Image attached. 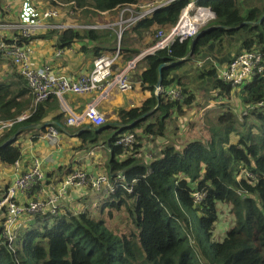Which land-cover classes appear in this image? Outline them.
Here are the masks:
<instances>
[{"label": "trees", "instance_id": "16d2710c", "mask_svg": "<svg viewBox=\"0 0 264 264\" xmlns=\"http://www.w3.org/2000/svg\"><path fill=\"white\" fill-rule=\"evenodd\" d=\"M59 1L75 2L83 8L81 16L91 23L98 18L92 9L112 11L144 0ZM244 2L249 6L246 0H200L199 5L209 8L215 20L200 31L194 48L193 39L176 41L169 49L144 58L146 69L138 85L152 96L139 108L120 110V122L109 123L101 131L85 126L87 131L80 134L96 143L107 130H114L106 142L111 148L107 176L112 189L95 194L88 187L92 194L81 200H86L85 208L78 213L72 209L57 216L33 217L11 246L0 241V264H264V111L239 116L232 109L224 110L211 127L209 139L180 147L165 144L151 156L142 142L144 138L152 142L163 138L172 115L185 116L194 102V95L183 89L181 100L174 101L166 93L156 97L161 65H166L162 72L165 89L178 88L176 73L205 50L214 51L225 38H236L240 43L237 56L256 51L264 58V21L260 23L264 0L252 3L245 13ZM187 4L188 0H181L159 9L125 36L155 35L148 44L152 47L158 31L169 32ZM52 36L57 37L60 50L77 42H97L96 58L102 51L113 50L117 40L112 31L67 30L19 38L18 44L26 47L33 39ZM125 36L122 56L124 50L132 54L130 58L138 55L139 50L126 45ZM11 66L12 74L0 81V123L16 120L33 105L25 78ZM208 73L216 98L235 95L229 84L216 77L215 68ZM239 92L245 107L263 100L264 75L256 76ZM47 108L45 101L28 120L0 131V162L12 166L20 161L21 148L14 145L31 127L46 130L45 124L51 122L61 132L64 114L47 120ZM127 134L135 136L134 145H116ZM232 134L237 138L234 142ZM122 155L125 159L118 161ZM195 192L203 194L202 202H195ZM220 204L229 205L234 217L222 240L215 236ZM118 216L122 219L120 228L112 226Z\"/></svg>", "mask_w": 264, "mask_h": 264}, {"label": "built area", "instance_id": "2783aa9c", "mask_svg": "<svg viewBox=\"0 0 264 264\" xmlns=\"http://www.w3.org/2000/svg\"><path fill=\"white\" fill-rule=\"evenodd\" d=\"M41 0H22L18 16L14 21L0 22V53L10 58L12 64L21 74L33 96L32 110L20 116L14 121L1 122L0 131L9 129L14 125L28 120L36 111L39 104L47 101L50 97L63 99L66 94L84 96L98 93L92 99L81 114H75L67 106L64 114L69 116L61 130L65 134L71 133L74 128L91 126L95 129L106 124V117L99 111L100 102L108 98L115 90L129 91L133 89L134 82L131 80L132 73L145 57L154 55L156 52L169 49L174 42L183 43L194 39L200 31L215 20V14L206 7L199 5L200 0H188L186 8L181 12L178 23L169 32L159 30L155 44L128 61L124 68L115 69L122 59L121 42L129 30L139 22L151 18L159 9L167 7L181 0H144L134 4H125L112 11L101 12L92 9L98 18H104L106 23L93 21L86 24L74 22V17L82 14L83 8L75 2L65 3L59 0H48L52 7H43ZM66 14V20L62 17ZM71 19L72 21L68 20ZM111 21V22H110ZM67 30L84 31H112L117 38L118 45L112 54L101 55L93 62V69L71 80L65 76L54 75L48 67H33L31 55L25 46L18 44L19 38L30 39L35 35H44L51 32H63ZM11 33V42L4 39L5 34ZM201 62L198 63L200 67ZM264 75V58L256 51L244 52L234 57L229 63L219 68V78L232 88L233 95L242 87L252 81L256 76ZM156 94L166 93L172 100L182 99V91L179 88H155ZM264 111V99L251 103L239 114H247L252 111ZM43 138L54 147L59 143V130L48 122ZM135 142L134 135L121 137L116 145L132 146ZM15 163V165H17ZM45 171L41 158L33 160L31 166L11 184L0 196V216L3 218V227L0 231V241L4 240L7 246H11L17 237L13 230L17 219L21 215L57 216L64 206L67 194L73 189H85L90 187L95 194L104 193L112 189L111 182L105 174L89 175L85 171H75L68 175L60 184L56 194L46 199H36L26 205L17 204L15 198L19 193H26L45 181ZM122 178V174L118 173ZM194 200L202 202L203 194L194 193Z\"/></svg>", "mask_w": 264, "mask_h": 264}, {"label": "crops", "instance_id": "0c3cea01", "mask_svg": "<svg viewBox=\"0 0 264 264\" xmlns=\"http://www.w3.org/2000/svg\"><path fill=\"white\" fill-rule=\"evenodd\" d=\"M21 1L22 0H0V21H14L20 11ZM39 3L43 7H52L48 0H41ZM62 19L66 20V14L62 17ZM68 20L72 21L69 18ZM87 20L89 19L85 18V16L74 18V22H78V24H86L88 23ZM147 34L148 33H145V35L144 33L142 35H137L132 33L130 34V37L127 34L125 43L126 45L130 44L131 46H134L129 41V39L133 37L138 39L140 42H143L141 45H148L152 42V37ZM12 39L13 37L11 36H8L7 38L8 42H11ZM97 46V42L84 41L75 43L70 49L60 50L57 48V37L52 36L46 39H33L29 42L26 48L30 52L33 67L36 68L46 66L52 74L65 76L74 80L82 74L89 73L93 69V62L96 58L94 49ZM139 48L140 46H134L136 51L139 50ZM113 50L102 51L101 55H110ZM141 52L142 51L139 50V53ZM131 55L132 54L125 52L124 50V57L122 56V59L115 66V69L124 68L129 60L137 56L133 55L130 58ZM232 55L234 56V54ZM222 61L223 60H220L219 62H215L213 64L216 70L221 67V64H224ZM198 62L200 63V61H197L196 64H198ZM2 63H7L10 68L12 67L10 66L11 60L7 56L2 55L0 57V64ZM187 64H185L180 70L185 71V66ZM145 69L146 63L141 61L138 64L137 69L132 73L131 80L135 82L132 90L120 91L115 89L108 98L100 102L98 109L106 117V124L103 126L104 128H106L105 126L109 123L120 122L118 115L120 110L139 108L152 96V93L149 90H144L140 85H138V82H140L139 77ZM3 80L4 76L2 72H0V81ZM97 96L98 93H91L84 96L66 94L63 96V99L53 96L46 101V104L48 105L46 118L48 120L62 114L65 106H67V108L73 113L81 114L85 110L87 104ZM234 101L237 100L234 99ZM225 104L226 102L221 103V105ZM242 104L245 107L244 102H242ZM227 109L232 108L226 106V110ZM232 110L239 112L237 109ZM68 117L67 113L64 114V124L67 122L65 118L68 119ZM177 118L178 116L172 115L170 120L175 122L177 121ZM169 121L168 123H170ZM174 127L176 129L177 125L174 124ZM86 129L87 128L85 126L79 128L75 127L69 134H65L61 130V132H59V143L54 147L50 146L48 141L43 138L46 130H42L39 126L31 127L21 133L19 139L14 145L20 146L21 148V159L18 164L7 166L0 162V196L4 194L8 187L11 186L20 174L25 172L31 166L33 160L36 158H41L43 161V168L46 174L45 181L26 193H19L15 198L17 204L26 205L28 202L39 198H49L57 193L60 184L65 180V178L75 171H85L89 175L93 176L101 173V171L98 170H100L104 164L105 166H108V162L111 157V148L106 141L101 145V147H99V149L96 150L95 147H98V145H94L88 138H81L80 134L83 131H95L97 129L93 127L91 128V126L87 130ZM107 131L111 132L110 137L114 133V130L111 129ZM168 134H170V132ZM189 137H191V135H189L188 138ZM181 138L178 136L176 140ZM182 141L185 144L188 143V140H185V136ZM148 146H150V144L145 146V150L150 156L154 152L159 151V148H161V146L159 147L156 145L150 146L148 149ZM176 146L180 147L182 145L180 143ZM125 157L126 155H122V160H124ZM90 194L92 193L89 188L71 190L70 196H67V203L65 204L66 209L64 206L60 209L61 214L72 210V205H74L77 200L80 201L87 199L90 197ZM32 219L33 217L29 215L19 216L13 230L16 232L23 230L30 222H32ZM2 225L3 218L0 216V231L2 230Z\"/></svg>", "mask_w": 264, "mask_h": 264}, {"label": "rangeland", "instance_id": "374dc122", "mask_svg": "<svg viewBox=\"0 0 264 264\" xmlns=\"http://www.w3.org/2000/svg\"><path fill=\"white\" fill-rule=\"evenodd\" d=\"M246 1L248 2L249 6H252V3H255L256 1H260V0H246ZM249 6H247L245 2L243 3L242 9L244 13L247 11ZM74 18H78V17H74ZM94 19L95 21L101 19L99 20V23H106L104 21L106 19L104 18L103 19L94 18ZM147 35L152 37V40L155 38V35H150V34ZM8 36L13 37L11 33H8L5 34L4 39L6 40ZM128 36L130 37V34H128ZM129 41L134 46H140L139 50L142 52L146 51L147 48L149 49L151 47V45L150 46L141 45L143 44V42H140L138 39H135L133 37L130 38ZM117 45L118 42L116 40L115 47ZM121 47L124 48V38L121 42ZM239 48H240V43L236 40V38L235 39L225 38L222 44L220 46L218 45L214 51L208 52L205 50L203 54L196 57L195 61L193 62L189 61V63L185 66L186 67L185 71L179 70L178 74L176 75L177 78H180V80L179 83L176 81L175 85H178L179 86L178 88L180 90L182 89L183 91L187 90L188 92H191L194 95V102L192 103V107L186 111L185 116L177 118V121H175L177 123L173 122L172 120L169 121L170 123H168L167 126V134H165L163 138L157 139L154 142L147 141L148 139L144 138L142 140L144 146H146L147 144H150V146L158 145L159 147L161 146V148L163 149L165 146L170 144L179 145L181 143V145H185V143H183L182 141L184 136H185V140H188V142L196 141V140L205 141L210 137L211 127L216 122L217 116L223 113L224 110H226V106H229L232 109H237L239 112H235L233 110L237 115L241 114L245 110V107L242 104L243 98L241 92H238L229 99L225 98L224 100H222L221 98H216V92L212 86V81L210 79V76L208 75L209 74L208 72L214 69L213 64L215 62H219L220 60H223L222 62L224 63L228 62L235 55L237 56V53L239 52ZM232 54H234V56ZM197 61L201 62L202 64L201 67H199L198 64H196ZM11 65L12 62L10 66ZM0 72H2L4 76V80L9 78V76L12 74V71L10 70V67L7 65V63L0 64ZM215 75L217 78H219V69H217V73ZM234 99H236L237 101H234ZM222 102H226V104L223 105V108L221 107ZM174 124L177 125L176 129L174 127ZM169 132L170 134H168ZM140 133L141 131L138 132V135H140ZM110 135L111 132L109 131H106L104 134H102L100 136L99 141L93 143L94 145H98V147L96 146L95 149L96 150L99 149V147H101V145L108 140ZM189 135H191V137L188 138ZM178 136L182 138L176 140ZM231 140L233 141L236 140V136L234 134L231 135ZM150 146H148V149L150 148ZM117 160L122 161L121 156H118ZM98 171H101L102 174H105L107 176L108 168L104 164L103 167ZM70 194L71 191H69L67 195L70 196ZM85 203L86 200L84 202L81 200L80 201L77 200L76 203L72 205L73 206L72 211H76L75 213L80 212L83 208H85L84 205ZM218 209H219V221L216 226L215 236L218 240H222L223 237H225L227 231L233 226L234 217L232 214L231 207L229 205L220 204ZM112 226L116 228L122 227V219L120 218V216L116 218V220L112 223Z\"/></svg>", "mask_w": 264, "mask_h": 264}, {"label": "water", "instance_id": "95a60500", "mask_svg": "<svg viewBox=\"0 0 264 264\" xmlns=\"http://www.w3.org/2000/svg\"><path fill=\"white\" fill-rule=\"evenodd\" d=\"M263 21H264V15L262 16V18H261V20H260V23H263ZM196 38V37H195ZM195 38L193 39V43H192V49L194 48V46H195ZM191 54H192V51L190 52ZM190 54V55H191ZM166 65H161L160 67H159V78H158V82H157V85H156V87L157 88H159V87H161L162 86V80H163V75H162V72H163V69H164V67H165ZM155 95H156V97H159V94H156L155 93ZM47 125H49L48 123H46L45 124V127L47 126ZM104 129V127H101V128H98L97 130L98 131H101V130H103ZM11 142V140H9L6 144H8V143H10Z\"/></svg>", "mask_w": 264, "mask_h": 264}]
</instances>
